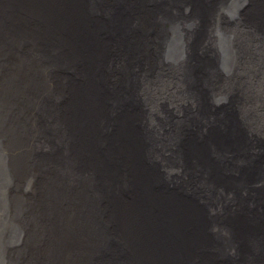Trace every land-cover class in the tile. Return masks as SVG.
Masks as SVG:
<instances>
[{
  "label": "water",
  "instance_id": "obj_1",
  "mask_svg": "<svg viewBox=\"0 0 264 264\" xmlns=\"http://www.w3.org/2000/svg\"><path fill=\"white\" fill-rule=\"evenodd\" d=\"M218 1L0 0V264H258L264 80L228 43L264 65V0Z\"/></svg>",
  "mask_w": 264,
  "mask_h": 264
},
{
  "label": "bare ground",
  "instance_id": "obj_2",
  "mask_svg": "<svg viewBox=\"0 0 264 264\" xmlns=\"http://www.w3.org/2000/svg\"><path fill=\"white\" fill-rule=\"evenodd\" d=\"M217 1L218 0H216V2H214V10L218 6ZM237 36H234L232 41L228 43V45L230 43H232L231 50L234 51L235 53L237 52L238 54H241L242 57L245 59L244 62L249 65V68H251V66H253L254 68H256V66H259V70L263 73L262 76H264V65H263V63H260L259 61H256V60H254V59H252L250 57V51L248 50L246 45L242 44L241 41H237V40H239V38ZM238 44H240V45H238ZM252 71H253V73L250 72V74L256 76V74H255L256 71L255 70H252ZM254 76L250 77V81H253V83L256 80H259V81L264 80V78L262 76L259 79L254 77ZM37 85H39V84H37ZM263 86H264V84H263ZM18 98H19L18 99V103L21 104V106H23V109L21 111V115L25 119L29 120L31 118V113L33 111L32 110L33 106H32L31 99H30L31 97L29 95H25V96H21L20 95ZM106 121H107V116H105L103 114H100V113L99 114L94 113V115H92L91 117H88V119L85 120L84 122H82V124L90 126L89 128L93 129L91 131V136H92V140L94 142H96L98 140V134H97L98 133V128H99L100 124H102V123L104 124V122H106ZM77 124L81 125V120L78 121ZM84 125H82V126H84ZM85 137L88 139L89 138V133L88 134L85 133ZM75 173L74 172L71 173V178H73L75 180H71L70 182L76 181L77 179H79V180L82 179V177L80 176L81 175L80 171L76 170ZM78 188H80L79 185H78ZM80 190L83 193L82 188H80ZM56 192L57 191L55 189H53V187H51L49 192L45 191V193H44V194L47 193L46 198L43 196V197L37 199L38 200V204L40 206L41 214L42 213H46L45 215L48 216L49 221H50V223L53 226H56L57 224L59 225V223H62L61 220H60V215H59L60 210H59L58 206L54 207V205H53V203H54L53 199L56 198ZM27 199L31 200L30 197H28ZM55 218L58 221V223H57V221H55ZM259 247H261L260 244L255 245L256 252H254L252 254L256 258V263L264 264V260L261 259L262 254H264V248L262 249V252H261V250H260V252H257Z\"/></svg>",
  "mask_w": 264,
  "mask_h": 264
},
{
  "label": "rangeland",
  "instance_id": "obj_3",
  "mask_svg": "<svg viewBox=\"0 0 264 264\" xmlns=\"http://www.w3.org/2000/svg\"><path fill=\"white\" fill-rule=\"evenodd\" d=\"M213 5H214V3H213ZM112 124H113L112 121L108 117H107V121L104 122V124L103 123L100 124V126L98 128V133H97L98 134V140L101 138L104 140V143H106V141L109 140V138L111 137L110 130H111V127L113 126ZM89 137L92 140L91 131L89 132ZM261 259L264 260V254H262Z\"/></svg>",
  "mask_w": 264,
  "mask_h": 264
}]
</instances>
